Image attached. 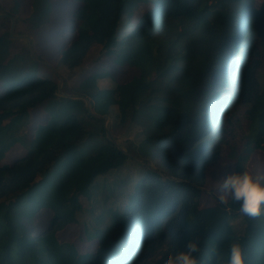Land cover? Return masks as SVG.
Listing matches in <instances>:
<instances>
[{"label": "trees", "instance_id": "obj_1", "mask_svg": "<svg viewBox=\"0 0 264 264\" xmlns=\"http://www.w3.org/2000/svg\"><path fill=\"white\" fill-rule=\"evenodd\" d=\"M61 1L73 24L70 37L59 34L54 63L71 72L99 45L133 76L119 84L96 72L60 95L55 82L37 76L42 57L28 45L11 57L28 41L9 38L13 18V36L31 42L30 33L53 20L55 0H32L25 18L19 0L0 3L7 15L0 18V264H163L190 240L199 243V264H227L232 242L245 264H264V216L241 217L230 201L200 205L221 160L232 172L264 164V12L249 0ZM105 75L112 86L100 88ZM110 108L116 125L142 124L138 144L118 146L104 126ZM40 109L47 119L30 137L21 133ZM16 143L25 152L6 161ZM129 164L136 183L129 193L130 176L103 186L104 209L80 236L88 248L62 241L59 233L85 210L81 199L95 202L97 180ZM113 196L124 203L106 205ZM38 209L51 219L36 234Z\"/></svg>", "mask_w": 264, "mask_h": 264}, {"label": "rangeland", "instance_id": "obj_2", "mask_svg": "<svg viewBox=\"0 0 264 264\" xmlns=\"http://www.w3.org/2000/svg\"><path fill=\"white\" fill-rule=\"evenodd\" d=\"M31 1L32 0H19V3L22 7V16L24 18L28 17L30 13ZM10 2L11 0L0 1L3 7H8ZM53 10V20L51 23L45 27L31 32V42L28 41V44L21 42L11 48V57L23 53L24 49H26L28 45L29 49L31 48V55L34 52L38 57H42L41 62L37 64V76L55 82L60 89V95H65L66 92L75 91L77 89L78 83L84 76L92 75L96 72L108 73L119 84L127 83L132 78L133 70L127 66H117L111 62L110 58H106L105 56L103 57L100 53L99 45H93L81 65L71 72L62 67L60 64L54 63L55 54L58 51V47L60 46L59 34L63 33L65 37H70V34H68L66 30L73 24V22L70 20L66 6L63 5L61 0H55ZM143 13L144 12H136L135 15L137 16H135V18L141 16ZM132 22L134 23V19ZM2 33L3 29L0 28V34ZM100 80L101 81L98 82L100 88L112 86L106 75ZM46 119L47 114L45 111L41 109L37 111H31L28 118L29 125L27 128L25 127L21 133H25L28 137H30L33 125ZM116 122V110L115 108H110L109 115L104 118V126L110 135L116 139V143L118 146H120V148L125 150L128 146V143L131 142L132 144H138V142L143 139L144 127H142V124H124L122 126H118L116 125ZM24 152L25 150L23 151L21 145L16 143L13 148L6 153V161H11L15 156L18 157ZM221 165H223V168L220 167ZM151 167L157 171L163 170L162 166L157 161L151 162ZM233 170V164L223 160H221L216 167L210 170L206 176L205 184L202 188L203 192L200 203L202 208L210 207L215 204V200L217 199L218 195L220 176L231 173ZM249 170L262 173L264 170V164L261 162H254ZM217 173H219V175H217ZM138 174V170L136 171V168L129 164L119 172L111 173L105 177H100L97 180L98 188L95 190L93 195L95 202H88L82 198L81 203L85 210L78 218V223L68 225L64 231L59 233V238L64 242L73 243L81 250L87 249L88 244L82 245L80 243V236L83 230V225L93 223L94 216L98 215L104 209V206L100 203V201L102 199V194L104 193V195H106L107 191L105 188H103V186L108 185L109 188L110 186L113 188L119 179H123L125 176H130L132 181L128 183L127 188L124 191V193H129L131 187L136 183ZM115 198L117 197L113 196L108 199L106 205H122L125 201L123 198L120 200ZM93 204L95 205V209L91 214L90 208ZM50 219V211L46 209H38L35 212L32 220L36 231L35 233L38 234L48 229Z\"/></svg>", "mask_w": 264, "mask_h": 264}, {"label": "clouds", "instance_id": "obj_3", "mask_svg": "<svg viewBox=\"0 0 264 264\" xmlns=\"http://www.w3.org/2000/svg\"><path fill=\"white\" fill-rule=\"evenodd\" d=\"M249 3L254 11L264 12V0H249ZM217 200L220 205L229 201L236 205L241 217L255 220L264 216V173L242 167L241 171L220 176ZM199 253V243L190 240L182 250L168 255L163 264H199ZM227 264H245L240 243L232 242L228 246Z\"/></svg>", "mask_w": 264, "mask_h": 264}, {"label": "water", "instance_id": "obj_4", "mask_svg": "<svg viewBox=\"0 0 264 264\" xmlns=\"http://www.w3.org/2000/svg\"><path fill=\"white\" fill-rule=\"evenodd\" d=\"M6 16H7L6 14H0V18H4ZM10 20H11V24H10V30H9V38L10 39H18V40H27V41H29V39H27L26 37H23V36H13L14 20H13V18H10Z\"/></svg>", "mask_w": 264, "mask_h": 264}]
</instances>
